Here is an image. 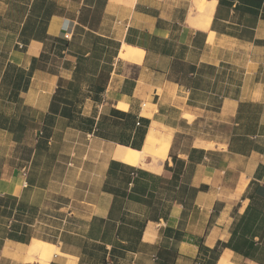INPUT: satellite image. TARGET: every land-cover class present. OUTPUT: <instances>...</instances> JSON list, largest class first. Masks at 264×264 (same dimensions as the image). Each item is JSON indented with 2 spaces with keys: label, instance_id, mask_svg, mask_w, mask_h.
Instances as JSON below:
<instances>
[{
  "label": "crops",
  "instance_id": "obj_1",
  "mask_svg": "<svg viewBox=\"0 0 264 264\" xmlns=\"http://www.w3.org/2000/svg\"><path fill=\"white\" fill-rule=\"evenodd\" d=\"M197 1L0 0V198L14 200L0 231L29 233L2 240L0 264L9 247L35 264L24 262L32 239L44 240L38 257L56 246L48 264H264V193H254L264 191V0H209L208 22L190 26ZM123 44L142 61L120 59ZM67 100L75 111L61 115ZM67 133L87 152L100 145L83 163L98 187L70 198L86 210L58 213L48 240L30 234L28 216L46 199L49 168L66 164ZM150 133L168 141L159 171L111 156L149 144L151 156ZM183 134L184 148L174 143Z\"/></svg>",
  "mask_w": 264,
  "mask_h": 264
},
{
  "label": "rangeland",
  "instance_id": "obj_2",
  "mask_svg": "<svg viewBox=\"0 0 264 264\" xmlns=\"http://www.w3.org/2000/svg\"><path fill=\"white\" fill-rule=\"evenodd\" d=\"M201 2L207 3L209 2V0H198L197 2H195L194 7L191 9L192 13L194 14L193 17L198 15L197 7ZM110 19L111 17H108L106 19V21L108 20L107 25L111 24V22L109 21ZM128 68L131 73L136 72V67L128 65ZM228 126L229 124L223 123L219 124L217 127V132H222V136L224 138L228 135V131L226 129ZM167 137L169 136L166 135V138ZM64 138V152L68 153L67 156H64L65 158H67L65 159L66 164L63 165L62 171L61 169H58V162H56L53 167L49 168L51 175L50 178L52 182L47 187L46 199H40L38 201V205L40 207V211L38 214V209L36 208L32 215L29 214L28 216V218H31L30 234L39 235L48 240L55 241L58 239V220L60 219V217H58V213L69 217L67 215V212L70 211V209L75 208L73 210L83 214L84 212L81 211L86 210L85 204H77L70 198L79 196L80 198L86 199L84 195L87 186L91 187V191L92 189H96L98 187V182L96 181V179L91 178L89 173L92 170V164H90L91 166H88L87 164L84 165L83 163L84 161H86L84 160L85 154H88L85 159L95 158L96 160V151L92 149H96L100 145L96 142L90 143L91 150L87 152L86 146H88L89 143L87 144L84 141H81L79 139L77 140L75 136L71 135L70 133H67ZM187 138L188 136L186 134L178 135L175 138L174 143L176 146L184 148L187 145ZM75 140H77L76 142L78 144H72V142H75ZM151 150L152 145L145 146L144 152L149 154L150 152H152ZM70 159L73 160V166L67 165L69 162H71ZM58 178L61 179L62 184H58ZM87 182L90 183V185H87ZM58 193L63 195V200L61 202L64 206V209L61 212H58V205L60 203V201H58ZM61 219L63 221H68L64 219V217ZM40 241H36L34 239L31 240V243L33 245V249L31 252L35 256H40V249L43 245L42 242H44V240L40 239ZM11 249L12 248L9 247V249L3 253L1 264H21L20 262L12 259V256H10V253H12ZM2 251L0 252V254H2Z\"/></svg>",
  "mask_w": 264,
  "mask_h": 264
},
{
  "label": "bare ground",
  "instance_id": "obj_3",
  "mask_svg": "<svg viewBox=\"0 0 264 264\" xmlns=\"http://www.w3.org/2000/svg\"><path fill=\"white\" fill-rule=\"evenodd\" d=\"M207 7H208L207 3L201 2L197 7L198 15L195 17H193L194 14L190 10L187 14V21H186L187 24L190 26H197L199 19L200 24L204 26L205 23L208 22V20L210 19V15L208 13L205 14V9ZM212 34L213 33L209 34V41H211ZM142 56H143V50L126 44H123L119 50V58L125 61L140 63L142 61ZM186 109L187 106H183L178 110V112L186 111ZM148 140L155 142L156 145L158 146L157 151L151 156L144 151L133 150L129 147H123L119 145H117L116 148L112 151L111 156L115 160L122 161L130 165L143 167L144 169H149L151 171H159L160 166L157 167L156 162L160 159L162 160L164 159L168 149V141H164L159 136L156 137L152 133H150V135L148 136ZM148 156H150L152 164H148L146 162ZM55 253H56V246L54 244L47 242L45 243V248L42 257L28 255L26 256L24 262L35 263V264H48Z\"/></svg>",
  "mask_w": 264,
  "mask_h": 264
},
{
  "label": "trees",
  "instance_id": "obj_4",
  "mask_svg": "<svg viewBox=\"0 0 264 264\" xmlns=\"http://www.w3.org/2000/svg\"><path fill=\"white\" fill-rule=\"evenodd\" d=\"M255 2H253L254 4ZM260 4V0L258 1V4L256 7H258ZM87 40H90V39H87ZM96 42H100V43H108L109 41L107 39H103V38H96L94 43ZM63 45L64 46H68V42L67 41H63ZM79 62L80 63V66L81 64L83 63V60L84 58L83 57H80L79 59ZM77 68H79V65L77 66ZM31 69H33V64H31ZM21 81V76H19L18 74L15 76V80H14V86L17 88L18 87V84L19 82ZM25 88V87H24ZM104 90V88H102L100 86L99 83H97L94 87H93V92L95 93L94 95V99H96L97 97V94L102 92ZM75 101H72V100H67V101H64L63 102V106L59 109V113L61 115H69L71 114L73 111H75V106L76 104H74ZM19 125V123H17ZM254 193L255 194H258V195H261L264 193L263 189L261 187H256L255 190H254ZM14 205V200H12L11 198H0V216H3L5 218H7L10 213L12 212V207ZM256 213L254 214H251V216L248 218V222L249 223H252L254 221L257 220V217H256ZM261 221L259 222H262L263 221V218H260ZM29 233H26V228H21L19 229L18 226H11L8 230H5V231H0V243L2 242L3 239H10V240H15V241H23L24 239H26V236L28 235ZM28 237V236H27ZM208 250V249H207Z\"/></svg>",
  "mask_w": 264,
  "mask_h": 264
}]
</instances>
